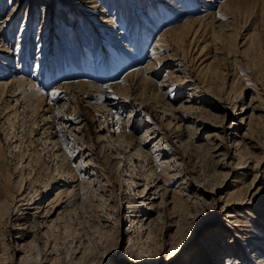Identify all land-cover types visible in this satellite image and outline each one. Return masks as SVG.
Returning <instances> with one entry per match:
<instances>
[{
  "label": "rangeland",
  "instance_id": "rangeland-1",
  "mask_svg": "<svg viewBox=\"0 0 264 264\" xmlns=\"http://www.w3.org/2000/svg\"><path fill=\"white\" fill-rule=\"evenodd\" d=\"M16 77L25 92L0 94V264L20 230L25 264H263L264 210L226 203L256 173L264 200V0H0V79Z\"/></svg>",
  "mask_w": 264,
  "mask_h": 264
},
{
  "label": "bare ground",
  "instance_id": "bare-ground-1",
  "mask_svg": "<svg viewBox=\"0 0 264 264\" xmlns=\"http://www.w3.org/2000/svg\"><path fill=\"white\" fill-rule=\"evenodd\" d=\"M64 1H67V0H64ZM70 1H72V2H75V0H70ZM158 2V1H157ZM161 1H159L158 3H160ZM162 3V2H161ZM74 4H76V3H74ZM119 4V3H118ZM158 5H160V4H158ZM161 7V6H160ZM154 9V8H153ZM162 9V11H164L163 9L164 8H161ZM157 11V8L155 9V12ZM46 13V12H45ZM45 13H44V15H43V20H42V24H41V26H40V28L38 29V33L40 34V33H42V32H47L46 33V37L41 41V42H44V43H41V45H45V44H47V46L49 47V46H51V40H52V32H53V29L50 27V25L48 24V20L45 18L46 16H45ZM158 12H156V14H157ZM87 14H90V15H93L90 11H88V13ZM163 14V13H162ZM108 18V17H107ZM107 18H103V20H102V22H105L106 20H108ZM28 24L29 23V18H28V16H27V20L25 21V23H24V27H22L21 28V32H22V29H25V30H27V28H28V26H26L25 24ZM93 24H95V23H93ZM192 28V27H191ZM191 30V29H190ZM20 32V33H21ZM28 32V31H27ZM196 32V31H195ZM22 34V33H21ZM182 36V35H181ZM19 37H20V34H19ZM25 37V36H24ZM163 37H165L164 35H162V37H160V39H158V42L160 43V42H163ZM165 41V40H164ZM258 43H259V41H258ZM254 44H255V42H254ZM84 47V46H83ZM107 51L108 52V50H110V51H113V49H111L110 47H108V45L107 44H104L103 45V47H102V49H101V51ZM84 53H83V55L85 56V55H87V54H89V52H88V50L84 47V51H83ZM110 54H111V52H110ZM112 55V54H111ZM115 56L114 57H116V60L117 61H119V65H121V67H125L124 65H126V63H128V61L129 60H127L126 59V57L125 58H123V57H119L118 55H116V54H114ZM157 66V64L156 63H154L153 61H149L147 64H146V66L145 67H142V68H139V69H136V70H132L131 72H129V76L130 75H132V74H135V73H138V72H143V74H145V73H147V72H149V71H151V70H153L155 67ZM25 83H26V81H25V79L24 78H22V77H16V78H13V79H11V80H9V79H7V78H1L0 79V94H3V93H7L6 92V89H8V87L10 86V85H12V84H17L18 86H19V93H22V92H25L24 90H25V88H24V85H25ZM9 95H12V94H9ZM16 95V94H15ZM4 98V97H3ZM1 99V98H0ZM5 99V98H4ZM6 100V99H5ZM152 136V135H151ZM141 137V136H140ZM153 137V136H152ZM142 138H143V136H142ZM139 141H141V140H139ZM247 150V146L246 145H244V147L242 148V149H239V155H240V160H239V162H237V163H239V165H237V166H232L231 167V169L233 170L234 169V173L237 171V169L236 168H239V167H249V160L250 159H248L251 155H248L249 154V152L248 151H246ZM248 152V153H247ZM246 154H247V156H246ZM246 157H248V158H246ZM245 158V159H244ZM263 158V156L262 157H260L258 160H257V162L255 163V165H258L260 162H261V159ZM242 159H244V160H242ZM163 163V164H162ZM166 163H167V160H162L161 161V164L163 165V166H165L166 165ZM242 163H246V165H242ZM161 165V166H162ZM254 165V166H255ZM167 166V165H166ZM243 167V168H244ZM260 167V166H259ZM258 170H259V168H258ZM256 172V171H255ZM258 172V171H257ZM257 173L255 174V176H253V178H252V182L251 183H249V185L248 186H246V187H244L245 185H244V183L246 182L245 180L243 181V180H239L238 182V184H236V186L235 187H233L232 188V190H231V194H233L234 196H235V200L232 202V201H229L228 203H226L228 206L229 205H231V203H236L237 202V204L239 205V206H243V205H246L247 204V202L248 201H250V202H253L254 204H257L256 206H259V208L260 209H262V210H264V200L263 201H260V202H256L257 201V198H258V196L259 195H257V194H259V190L258 189H256L254 192H252V189H254L255 187H256V185H257V181L256 182H254L255 181V179H256V177H257ZM172 181V180H171ZM152 187H155V189L153 190V191H151V192H149L150 191V189H151V187L149 188V190L148 191H145V189L142 191V193H141V196H144L145 194H147V195H149V193L150 194H153V193H158V190H157V188H159V185H157V184H155L154 186H152ZM161 187V186H160ZM144 191L146 192V193H144ZM58 192H60V191H58ZM57 192V193H58ZM257 195V196H256ZM33 198V197H32ZM31 198V199H32ZM151 202H153V201H151ZM149 204H152V203H149ZM41 207V206H40ZM223 209V208H222ZM51 215L49 216V218L47 217L46 218V220L44 221V222H47L48 224L49 223H51L53 220H54V217H51ZM142 218H143V216L142 217H140L139 218V222H141V220H142ZM145 218V217H144ZM56 219V218H55ZM236 222V221H235ZM146 223H144V222H141L140 223V227L142 228V226L143 225H145ZM21 229H23V227L21 228ZM23 235H26V231H22L21 232V230L19 231V235H17L16 236V241H12V246H13V248H12V254H13V257L16 259V262H14L15 264H25L24 263V259H27L26 258V254H25V252L26 251H24V249H25V243L24 242H21L20 243V245H19V243H18V241H19V239H24L23 238ZM247 237H250V236H247ZM231 238V237H230ZM229 238V239H230ZM256 239H264V235L263 234H260L259 236H258V238H256ZM257 241V240H256ZM17 243H18V245L19 246H17ZM257 243V242H256ZM255 243V244H256ZM230 246V245H229ZM228 250H229V248H228ZM227 250V251H228ZM2 253H4V251L2 252ZM234 254H237V252L236 253H234ZM17 255H19V257H18V260H17ZM219 257V256H218ZM218 257L216 256V257H213L212 258V262H211V264H217V260H218ZM227 258H226V262H223L224 264H234L235 263V261H236V263H239L240 262V259L237 257V255L235 256V255H227L226 256ZM145 258V257H144ZM145 260V259H144ZM223 261V260H222ZM259 261H262V263L264 264V257L262 258H259ZM174 262V261H173ZM234 262V263H233ZM135 264H143L144 262L143 261H141V260H136L135 262H134ZM168 264H172V261L170 262V263H168Z\"/></svg>",
  "mask_w": 264,
  "mask_h": 264
}]
</instances>
